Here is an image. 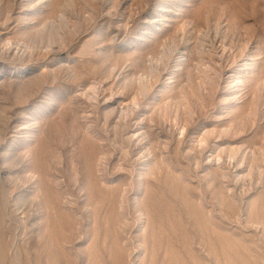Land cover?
<instances>
[{
	"label": "rangeland",
	"instance_id": "rangeland-1",
	"mask_svg": "<svg viewBox=\"0 0 264 264\" xmlns=\"http://www.w3.org/2000/svg\"><path fill=\"white\" fill-rule=\"evenodd\" d=\"M0 264H264V0H0Z\"/></svg>",
	"mask_w": 264,
	"mask_h": 264
}]
</instances>
